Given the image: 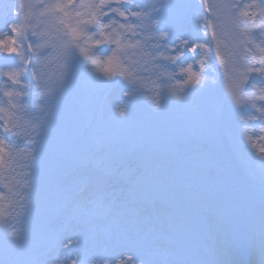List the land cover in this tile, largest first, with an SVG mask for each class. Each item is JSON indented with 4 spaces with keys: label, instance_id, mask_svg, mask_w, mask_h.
<instances>
[{
    "label": "snow or ice",
    "instance_id": "6c2138e0",
    "mask_svg": "<svg viewBox=\"0 0 264 264\" xmlns=\"http://www.w3.org/2000/svg\"><path fill=\"white\" fill-rule=\"evenodd\" d=\"M0 264H264V0L4 3Z\"/></svg>",
    "mask_w": 264,
    "mask_h": 264
}]
</instances>
